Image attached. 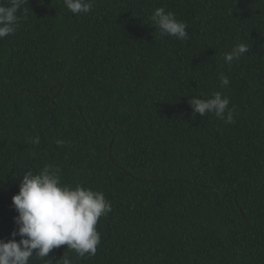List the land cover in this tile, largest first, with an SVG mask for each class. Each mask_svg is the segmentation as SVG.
<instances>
[{
	"label": "trees",
	"instance_id": "trees-1",
	"mask_svg": "<svg viewBox=\"0 0 264 264\" xmlns=\"http://www.w3.org/2000/svg\"><path fill=\"white\" fill-rule=\"evenodd\" d=\"M159 7L187 40L161 34ZM17 15L0 39V240L23 176L52 165L112 211L94 256L62 245L30 264H264V0H95L80 15L27 0ZM216 92L234 123L187 102Z\"/></svg>",
	"mask_w": 264,
	"mask_h": 264
},
{
	"label": "clouds",
	"instance_id": "clouds-1",
	"mask_svg": "<svg viewBox=\"0 0 264 264\" xmlns=\"http://www.w3.org/2000/svg\"><path fill=\"white\" fill-rule=\"evenodd\" d=\"M26 2L10 0L8 5H0V39L16 31L20 22L17 13ZM64 3L73 14L80 15L90 13L95 0H64ZM150 19L162 35L181 41L189 38L187 23L163 7L156 8ZM248 50L245 44L236 45L225 53V61L229 64L239 61ZM221 82L224 86L230 83L226 76H221ZM187 102L200 116L212 113L225 123L235 122L230 99L220 92L209 99L193 97ZM35 142L39 143V139ZM12 201L18 213L15 217L18 230L12 233L11 240H0V264H30L33 256L45 260L53 249L62 245L81 257L94 256L101 242L98 221L112 211V204L103 192L63 184L52 165L45 166L38 174L26 173ZM17 235L21 237L19 241L15 239ZM61 260L63 264H71L65 256Z\"/></svg>",
	"mask_w": 264,
	"mask_h": 264
},
{
	"label": "water",
	"instance_id": "water-1",
	"mask_svg": "<svg viewBox=\"0 0 264 264\" xmlns=\"http://www.w3.org/2000/svg\"><path fill=\"white\" fill-rule=\"evenodd\" d=\"M61 85V83H59Z\"/></svg>",
	"mask_w": 264,
	"mask_h": 264
}]
</instances>
